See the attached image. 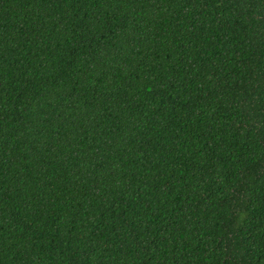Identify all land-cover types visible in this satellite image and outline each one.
Masks as SVG:
<instances>
[{
    "label": "trees",
    "instance_id": "16d2710c",
    "mask_svg": "<svg viewBox=\"0 0 264 264\" xmlns=\"http://www.w3.org/2000/svg\"><path fill=\"white\" fill-rule=\"evenodd\" d=\"M0 264H264V0H0Z\"/></svg>",
    "mask_w": 264,
    "mask_h": 264
}]
</instances>
